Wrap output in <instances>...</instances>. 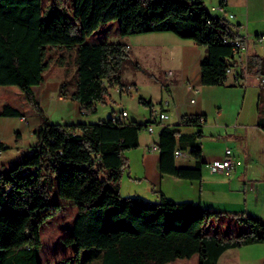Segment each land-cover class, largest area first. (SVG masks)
I'll use <instances>...</instances> for the list:
<instances>
[{
	"label": "trees",
	"instance_id": "1",
	"mask_svg": "<svg viewBox=\"0 0 264 264\" xmlns=\"http://www.w3.org/2000/svg\"><path fill=\"white\" fill-rule=\"evenodd\" d=\"M236 28L209 13L204 0H0V117H40L31 155L0 171V264H44L41 228L60 207L49 202L50 193L75 210L61 242L73 246L77 264H84L81 252L89 248L100 251L102 264H217L227 249L264 242L259 217L241 215L242 231L219 236L206 231L219 212L199 203L162 192L158 202L119 194L128 163L123 153L138 147L139 133L155 124L152 117L51 123L34 92L48 69L47 48L74 50L76 79L72 86L61 81L58 94L78 102L83 115L95 112L97 103L110 100L111 86L124 90L129 54L123 38L150 32H172L202 46L200 83L224 85L229 60L240 51L223 38L239 37ZM256 58L252 65L264 75V59ZM140 102L153 111L151 102ZM205 122L204 114L183 115L180 125L195 128L191 136L162 127L156 144L161 174L201 180V148L190 151L192 167L176 166L174 151L178 143L201 139Z\"/></svg>",
	"mask_w": 264,
	"mask_h": 264
},
{
	"label": "rangeland",
	"instance_id": "2",
	"mask_svg": "<svg viewBox=\"0 0 264 264\" xmlns=\"http://www.w3.org/2000/svg\"><path fill=\"white\" fill-rule=\"evenodd\" d=\"M204 4L212 15L225 16L233 28H236L237 22H241L244 28L239 29V37H246L245 48L254 42L257 47L254 50L260 54L259 58L264 59V40L262 42L257 41L255 33L247 31L245 28L247 23H249L250 28L259 30L258 34H264V0H204ZM217 7H222L224 12L214 9ZM230 14H232V17H229ZM112 29L115 30V26H112ZM136 35L138 34L127 35L123 39V42L128 44L129 56L122 70V83L125 86L123 91L120 90L122 91L121 96H119L118 87L111 86L109 88V93H111L109 102L104 104L97 103L95 112L84 115L86 123L105 121L111 116L113 110L119 109L131 112L135 120L143 121L148 111L145 110L144 104L140 102V98L147 101L148 98L155 100V96L158 94L155 86L146 84L145 78L151 76L149 71L152 70L158 73L159 77L157 80L160 84L167 82L163 74L164 67H161L162 65L156 60L155 51L157 46L151 43L156 39L134 38ZM159 41L171 44L172 48L168 52L171 64L178 58L181 45L184 46V50L189 52L191 61L196 62L198 57L196 48L198 49L200 46L194 45L192 40L180 38L173 33L172 36L164 37ZM145 44L153 47L148 46L147 51H143L141 48H147L144 46ZM249 47H251L249 50L253 51V47ZM159 56L161 57V55ZM74 59V50L48 47L44 57V60L48 62V69L43 73V82L34 87L36 96L38 97L43 89H56L63 80L68 81L70 86H72L76 79ZM134 62H139L145 68V73L141 71L142 69L137 68ZM256 65H254V68L257 67L258 70V64ZM231 71L232 69L230 68ZM229 73L228 78L230 79ZM239 80L237 78L232 85L227 82L226 84L224 83L225 85L220 86H206L207 88L200 95H197L196 103L188 102V98L192 96V93L182 98L181 91L178 92L179 98L188 102L187 107H185L186 110H201L207 116V123L204 125L205 140L202 141V145L204 146L206 157L210 160L213 157L222 155L226 147L225 141H231L224 135L225 126L236 127L238 123L250 125L254 122L257 115L260 116L264 113V75L257 73L244 76L241 81ZM132 82L137 83L139 91L132 88ZM126 85L131 86L127 87ZM62 107L63 112L66 113L68 111V114L71 112V110L66 108L65 104ZM56 108L54 111H57ZM155 109L157 110V105ZM154 112H151V117L153 118L156 117ZM28 118L27 121H21L19 118L0 117V171L10 169L17 160L31 155L36 138L34 130L40 121V117L30 116ZM253 128L256 133L259 132L257 127ZM129 155L135 164L138 153ZM207 177H210L208 172H206ZM222 181L228 183L227 180ZM128 182V178L125 177L121 186L122 196H139L149 201L152 200L144 194L141 195V193L138 195L127 193ZM243 182H245L243 175L236 179L233 185V192L235 193L233 198L229 197V194H217L208 202L202 203L204 208L219 212V215L212 217L207 225L206 231L208 233L219 236L228 232L239 233L244 229V225L237 220L241 215H251L264 220V189L261 187L264 182H253L254 189H248ZM49 202L59 204L60 207L52 206L58 210V213L41 228V238L45 242L46 247V253L43 254V262L44 264H61L65 258L68 260V264H77L73 259L71 260L74 251L73 246L65 247L61 242L62 237L70 231L75 210L68 203V200L60 198L53 193L49 194ZM247 209L250 210V213L245 211ZM81 255L84 264H102L100 251L96 248L84 249ZM85 257L87 260H85Z\"/></svg>",
	"mask_w": 264,
	"mask_h": 264
},
{
	"label": "crops",
	"instance_id": "3",
	"mask_svg": "<svg viewBox=\"0 0 264 264\" xmlns=\"http://www.w3.org/2000/svg\"><path fill=\"white\" fill-rule=\"evenodd\" d=\"M236 25H239L236 30L240 33L239 29H243L244 26L241 22H237ZM245 28L247 31L255 33L256 40L258 36L264 35L258 34L259 30L257 28H250L249 23H247ZM172 35L173 33L171 32H150L134 36V38L144 40L156 39L151 43L157 46L155 51L156 60L160 63V65H162L161 67H164L163 74L167 82L160 84L157 80L159 77L158 73L152 70L149 71L151 76L145 78V81L147 82L146 84H149V86H155V89L158 92L155 96V100L148 98V101L153 105L152 110L155 111L154 115L156 116L154 118L152 117V119H154L157 123L154 124L152 132L145 129L139 133V144L137 148L127 150L123 153L128 163L120 179L119 194L121 195V186L125 177L129 180L128 188L126 189L127 193H134L135 195H138L139 193H141V195L144 194L152 199L149 201L143 198L149 202H158L159 192H162L165 197L174 201H194L199 203L201 206L202 203L208 202L217 194H229V197L233 198L235 194L233 192V185L235 184L236 179L241 175H243V180L245 181L243 182L244 185L248 189H254L255 187L253 182H264V113L260 116L257 115L254 122L250 125L238 123L236 124V127L225 126L224 135L231 141H225L226 147L224 148L222 155L213 157L211 160L208 159L206 157L204 146L202 145V141L205 140L204 125L207 123V116L201 110L189 111L185 109L188 102L190 103L191 98H195L194 103H196L197 95H200L205 88H207L200 83V63L204 55V49L202 46L194 43V45L200 46L198 49L196 48L198 51V57L195 62L191 61L189 52L184 50V46L181 45L179 47L180 51L178 53V58L171 64V58L168 55V52L172 46H170L171 44H166L164 42H160L159 40ZM124 43L128 46L126 42ZM146 44L144 45L147 47L146 49L141 48L143 51H147L148 46H150ZM249 46L253 47V51L249 50L251 48ZM249 46H246L245 49L241 50L229 60L232 71L229 73L230 79L228 78L227 73L225 84L228 82V84L232 85L237 78L241 81L244 76L259 73L257 67L254 68L252 64L256 62V56L260 57V54L254 50L257 49L254 42ZM159 55H161V57ZM167 60L169 61L168 63ZM137 63L141 66V71L145 73V68H143L139 62ZM243 64L245 65L243 66ZM168 71H171L172 75H167ZM131 85L132 88L139 91L136 82H132ZM131 85L126 86L129 87ZM193 88L198 89L196 94L194 93ZM117 89L119 91V96H121L122 91H120L119 88ZM179 91H181L182 98L192 93V96L188 98V102L179 98ZM37 98L44 114L49 116L48 117L46 115L48 119L51 117L49 119L51 123H86L85 116L80 110V104L69 98L60 96L58 94V87L56 89H43ZM112 101L114 102L113 98ZM64 104L67 109L71 110L69 114L68 111L66 113L62 111V106ZM156 105L157 110L155 109ZM55 107H57V111H54ZM145 110L148 111V114L146 115V118L144 117L143 121L135 120L134 115L124 109L113 110L109 118H112L113 120L120 119L124 122L134 120L143 123L151 117V112H153L150 108H146ZM122 112H125V116L122 115ZM160 112H164L168 115V118L165 121L161 122L159 120L158 113ZM191 114H204L206 117V122L202 126V138L196 140L193 146L185 147L181 143H178L177 147L181 148V151L184 154L183 156L175 159V164L178 167H192L194 165V159L190 155V151L198 145L201 148L202 160L204 161V165L202 166V178L201 180H184L169 174H161L157 165L159 159L157 147L156 149H150V147L152 144H157L158 135L163 126H168L171 129L178 130L184 135H193L195 132L194 127L180 125L181 117L183 115ZM28 119V117L26 119L19 118L21 121H27ZM159 122L161 123L159 124ZM39 124L40 121L37 123L36 128ZM253 127H257L259 132L256 133ZM35 141L36 138L34 142ZM228 148L231 149L232 156L238 161L236 167L228 174L213 170L212 165L223 159L224 151ZM136 152L138 153V156L136 158L137 162L134 164V161L129 154ZM206 172L209 173L210 177L206 178ZM222 180H227L228 183H225ZM261 187L264 189V183ZM245 211L250 213V210L248 209ZM217 264H264V242L251 243L227 249L220 255Z\"/></svg>",
	"mask_w": 264,
	"mask_h": 264
},
{
	"label": "built area",
	"instance_id": "4",
	"mask_svg": "<svg viewBox=\"0 0 264 264\" xmlns=\"http://www.w3.org/2000/svg\"><path fill=\"white\" fill-rule=\"evenodd\" d=\"M214 9H217L220 12H224L222 7H217ZM229 17H232V14H230ZM263 39H264V35H260L257 37L258 41H262ZM223 41L232 45L235 50H243L245 48L246 37L241 36V37H233V38H223ZM229 72H230V68L227 69V73ZM167 75H172V72L168 71ZM193 91L196 94L198 92V89L193 88ZM194 101H195V98L190 99V103H194ZM122 115L125 116V112H122ZM158 118L162 122L168 118V115L164 112H160L158 113ZM153 126L154 124H150L147 126L146 129L152 132ZM150 149H156V144H152ZM183 154L184 153L179 148H176L174 151L175 158H179L183 156ZM237 164H238V161L232 156L231 149L228 148V149H225L224 151L223 159L219 162L214 163L212 165V169L228 174L236 167Z\"/></svg>",
	"mask_w": 264,
	"mask_h": 264
}]
</instances>
